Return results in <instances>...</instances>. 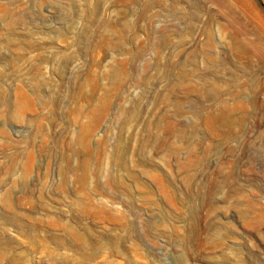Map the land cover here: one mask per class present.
<instances>
[{
  "label": "rangeland",
  "instance_id": "374dc122",
  "mask_svg": "<svg viewBox=\"0 0 264 264\" xmlns=\"http://www.w3.org/2000/svg\"><path fill=\"white\" fill-rule=\"evenodd\" d=\"M0 264H264V0H0Z\"/></svg>",
  "mask_w": 264,
  "mask_h": 264
}]
</instances>
